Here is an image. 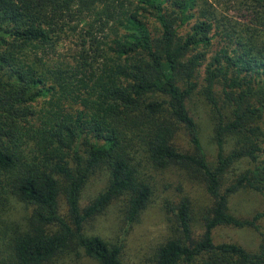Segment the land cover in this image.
Instances as JSON below:
<instances>
[{
	"label": "trees",
	"instance_id": "16d2710c",
	"mask_svg": "<svg viewBox=\"0 0 264 264\" xmlns=\"http://www.w3.org/2000/svg\"><path fill=\"white\" fill-rule=\"evenodd\" d=\"M215 8L210 0H0V264H52L80 250L121 264L123 238L153 197L152 171L169 168L207 199L195 207L178 183L164 203L170 232L148 263L264 264V209L239 216L228 201L240 188L264 196V0H237L231 16ZM99 168L106 186L82 205ZM117 197L122 235L86 233ZM13 199L33 208L24 227ZM226 224L252 226L258 246L214 242Z\"/></svg>",
	"mask_w": 264,
	"mask_h": 264
},
{
	"label": "rangeland",
	"instance_id": "374dc122",
	"mask_svg": "<svg viewBox=\"0 0 264 264\" xmlns=\"http://www.w3.org/2000/svg\"><path fill=\"white\" fill-rule=\"evenodd\" d=\"M218 10V13L234 15L237 10V0H210ZM70 42L62 43L59 52L69 53ZM195 106L191 107L192 113L196 117L201 127V141L205 147L208 156L213 158L215 148L211 141L209 118L206 115L203 105L195 101ZM185 133L179 132L176 135L177 143L188 146ZM245 162L240 160L236 163V168L245 166ZM155 178V188L153 197L145 207L137 222L129 228L123 238L124 246L122 249L121 264H149L148 259L152 254L153 248L163 242L170 232L168 222V212L164 207L165 199L172 201L176 199L177 185L181 182L182 190L189 193L191 201L195 207L205 203L207 195L204 193L202 185L191 183L182 179L178 171L169 168L162 172L152 171ZM108 174L105 169L99 168L89 179L83 188L80 201L82 205H87L89 201L102 190L107 183ZM230 210L239 216H249L256 210L264 209V196L249 188H240L229 196ZM61 211L66 214V202L60 199ZM123 199L122 197L113 198L108 206L100 211L95 217L86 223V233L101 234L109 240L118 239L122 235L123 220ZM12 215L24 227L27 225L33 208L27 206L24 202L13 199ZM261 229L264 230V217L260 219ZM260 233L252 226H233L221 225L213 230V240L216 243L235 241L248 248H256L260 241ZM52 264H97L95 260L84 254L83 250L60 257Z\"/></svg>",
	"mask_w": 264,
	"mask_h": 264
}]
</instances>
